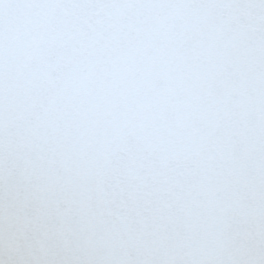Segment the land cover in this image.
Masks as SVG:
<instances>
[{
	"label": "snow or ice",
	"instance_id": "6c2138e0",
	"mask_svg": "<svg viewBox=\"0 0 264 264\" xmlns=\"http://www.w3.org/2000/svg\"><path fill=\"white\" fill-rule=\"evenodd\" d=\"M0 264H264V0H0Z\"/></svg>",
	"mask_w": 264,
	"mask_h": 264
}]
</instances>
